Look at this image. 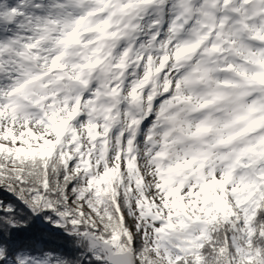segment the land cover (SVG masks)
Listing matches in <instances>:
<instances>
[{"label": "snow or ice", "instance_id": "1", "mask_svg": "<svg viewBox=\"0 0 264 264\" xmlns=\"http://www.w3.org/2000/svg\"><path fill=\"white\" fill-rule=\"evenodd\" d=\"M0 264H264V0H0Z\"/></svg>", "mask_w": 264, "mask_h": 264}]
</instances>
